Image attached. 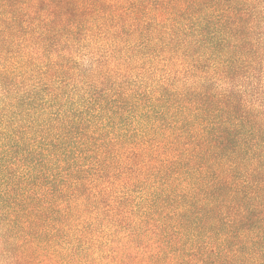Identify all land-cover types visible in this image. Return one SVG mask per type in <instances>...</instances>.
Segmentation results:
<instances>
[{"label": "trees", "instance_id": "16d2710c", "mask_svg": "<svg viewBox=\"0 0 264 264\" xmlns=\"http://www.w3.org/2000/svg\"><path fill=\"white\" fill-rule=\"evenodd\" d=\"M0 264H264V0H0Z\"/></svg>", "mask_w": 264, "mask_h": 264}]
</instances>
